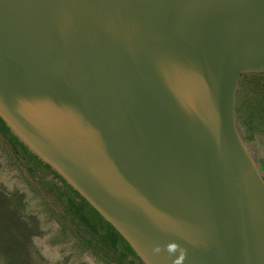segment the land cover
Wrapping results in <instances>:
<instances>
[{"label":"water","instance_id":"water-1","mask_svg":"<svg viewBox=\"0 0 264 264\" xmlns=\"http://www.w3.org/2000/svg\"><path fill=\"white\" fill-rule=\"evenodd\" d=\"M247 73L264 0H0V117L144 264H264Z\"/></svg>","mask_w":264,"mask_h":264},{"label":"trees","instance_id":"trees-1","mask_svg":"<svg viewBox=\"0 0 264 264\" xmlns=\"http://www.w3.org/2000/svg\"><path fill=\"white\" fill-rule=\"evenodd\" d=\"M236 118L244 139L264 136V73L242 74L236 94ZM0 142L27 173L33 189L64 234L77 240L105 264H144L124 237L57 172L27 149L0 117ZM264 172V164H259Z\"/></svg>","mask_w":264,"mask_h":264},{"label":"rangeland","instance_id":"rangeland-1","mask_svg":"<svg viewBox=\"0 0 264 264\" xmlns=\"http://www.w3.org/2000/svg\"><path fill=\"white\" fill-rule=\"evenodd\" d=\"M240 132H244L237 120ZM245 140V139H244ZM264 164V136L245 140ZM27 173L0 142V264H105L60 230Z\"/></svg>","mask_w":264,"mask_h":264},{"label":"clouds","instance_id":"clouds-1","mask_svg":"<svg viewBox=\"0 0 264 264\" xmlns=\"http://www.w3.org/2000/svg\"><path fill=\"white\" fill-rule=\"evenodd\" d=\"M176 245L175 244H170L169 246H168V250L169 251H175L176 250Z\"/></svg>","mask_w":264,"mask_h":264},{"label":"bare ground","instance_id":"bare-ground-1","mask_svg":"<svg viewBox=\"0 0 264 264\" xmlns=\"http://www.w3.org/2000/svg\"><path fill=\"white\" fill-rule=\"evenodd\" d=\"M159 65H161L159 62H158Z\"/></svg>","mask_w":264,"mask_h":264}]
</instances>
